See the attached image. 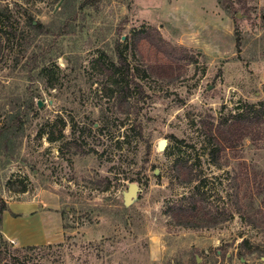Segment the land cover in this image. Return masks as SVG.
Masks as SVG:
<instances>
[{
	"label": "rangeland",
	"instance_id": "374dc122",
	"mask_svg": "<svg viewBox=\"0 0 264 264\" xmlns=\"http://www.w3.org/2000/svg\"><path fill=\"white\" fill-rule=\"evenodd\" d=\"M83 1L0 0V125L23 115L10 147L0 148V197L39 198L60 215V224L51 214L41 221L48 246L26 251L6 239L1 264H264L261 209L245 203L264 178V140H245L215 164L203 133L244 102L264 103V0ZM142 30H157L194 61L169 68L137 41ZM116 46L130 64L124 101L102 90V63L117 61ZM156 62L165 64L153 73ZM50 130L62 136L50 141ZM177 157L195 163L223 221L192 228L168 216L193 187L178 181ZM129 182L140 190L125 206ZM22 184L24 192L12 190Z\"/></svg>",
	"mask_w": 264,
	"mask_h": 264
},
{
	"label": "trees",
	"instance_id": "16d2710c",
	"mask_svg": "<svg viewBox=\"0 0 264 264\" xmlns=\"http://www.w3.org/2000/svg\"><path fill=\"white\" fill-rule=\"evenodd\" d=\"M65 1V0H63ZM95 2L97 0H84L83 4H88V2ZM221 1V0H219ZM5 15L4 10H0V30L2 29V24L7 23V21L1 20V16ZM29 23L33 22L32 16L29 17ZM235 33V47L237 52H240V35L237 30ZM1 33V32H0ZM137 41L144 39L147 41L148 45L154 49V53L157 58L159 55L164 59H167V65L171 67L169 62H177L180 59L186 61H194V58L189 55L182 47L172 46L169 42H166L162 39L157 30H146L140 31ZM2 43V37L0 34V48ZM117 61H108L107 63H102L101 74L104 76L105 83L102 85V90L105 95H112L113 92H118L121 94V100H126L128 87L130 81L126 79L129 74L130 64L126 59V56L123 55L121 49L116 46L115 48ZM101 57H97L95 60L100 61ZM165 63H150L148 65L149 71L155 73L160 72ZM120 101V103H123ZM28 107L29 104L27 103ZM234 112L228 113V115L220 116L215 121H208L204 126V136L209 145L208 157L210 161L218 164L222 154L227 149H234L238 146H241L245 140H251L252 142H258L264 140V103H253V102H244L240 104L239 107H235ZM23 125V115L16 114L12 118L8 119L6 122L0 125V148L8 149L11 145V138L16 135V130L21 128ZM64 125V123H62ZM133 130L136 132H141V125L135 124L132 125ZM84 130L86 127H83L81 134L85 133ZM61 134V135H60ZM62 136V133L59 132L58 135H54V131L50 130L47 133V139L50 141L58 139ZM174 140L179 143H182L183 140L177 139L174 136H171ZM67 144L71 143L70 141L66 142ZM72 143H75L72 141ZM79 146L78 144H76ZM13 147V146H12ZM81 152L93 151L94 149H83L78 147ZM150 146H147L149 149ZM194 162H189L188 158L177 157L173 161V168L175 170L176 177L178 181L185 185H192V191L188 195H183L172 201L166 208V213L171 218V220L178 225L192 227V228H201V227H210L215 226L224 219L222 216V211L218 210L216 207H213L208 200L207 191L202 189L203 180L197 179L198 176L194 172ZM197 181V183L192 184ZM247 186L249 181L247 178ZM10 189L13 187L14 183H9ZM250 188H248L249 190ZM13 191L24 192L25 185L22 184L19 188H13ZM247 195V200L245 201L246 205L249 207H255L261 209L257 211L259 213L257 219L264 222V178L261 181L255 183L254 190H249L245 192ZM6 202L0 197V229L2 223V214L7 210ZM8 243L3 237L0 231V264L6 260L8 255ZM46 245H26L22 247L26 251H34L36 249L45 248ZM240 245L247 247L249 251H253L254 247L248 243L246 238H242ZM251 251V252H252ZM16 264H20V261L17 258H14Z\"/></svg>",
	"mask_w": 264,
	"mask_h": 264
},
{
	"label": "crops",
	"instance_id": "0c3cea01",
	"mask_svg": "<svg viewBox=\"0 0 264 264\" xmlns=\"http://www.w3.org/2000/svg\"><path fill=\"white\" fill-rule=\"evenodd\" d=\"M6 204L8 208L2 214L0 229L5 239L12 240L16 246L41 245L51 242L42 233L41 221L47 219V214H51L57 216L60 224V215L55 211V207L51 210L39 198L12 200ZM36 220L41 222L38 224L40 227ZM34 222L36 224H33Z\"/></svg>",
	"mask_w": 264,
	"mask_h": 264
},
{
	"label": "water",
	"instance_id": "95a60500",
	"mask_svg": "<svg viewBox=\"0 0 264 264\" xmlns=\"http://www.w3.org/2000/svg\"><path fill=\"white\" fill-rule=\"evenodd\" d=\"M167 141L166 138H161L157 142V149L158 150H164L166 147ZM154 172H157V169H154ZM140 190L139 184L137 182H129L127 184L126 190L122 192V199H123V204L125 206L133 203L137 199V194L138 191ZM198 261V258H196Z\"/></svg>",
	"mask_w": 264,
	"mask_h": 264
},
{
	"label": "built area",
	"instance_id": "2783aa9c",
	"mask_svg": "<svg viewBox=\"0 0 264 264\" xmlns=\"http://www.w3.org/2000/svg\"><path fill=\"white\" fill-rule=\"evenodd\" d=\"M10 242H11V243H13V241H12V240H10Z\"/></svg>",
	"mask_w": 264,
	"mask_h": 264
}]
</instances>
